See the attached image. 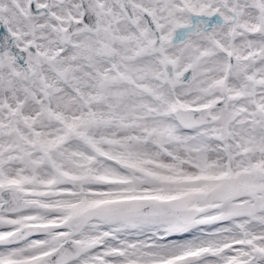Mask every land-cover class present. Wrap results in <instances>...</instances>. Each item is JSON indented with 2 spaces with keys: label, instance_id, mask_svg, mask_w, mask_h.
<instances>
[{
  "label": "snow or ice",
  "instance_id": "6c2138e0",
  "mask_svg": "<svg viewBox=\"0 0 264 264\" xmlns=\"http://www.w3.org/2000/svg\"><path fill=\"white\" fill-rule=\"evenodd\" d=\"M0 264H264V0H0Z\"/></svg>",
  "mask_w": 264,
  "mask_h": 264
}]
</instances>
